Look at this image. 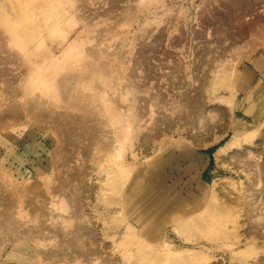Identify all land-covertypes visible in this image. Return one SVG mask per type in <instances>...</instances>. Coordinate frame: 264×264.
Segmentation results:
<instances>
[{"label": "bare ground", "instance_id": "obj_1", "mask_svg": "<svg viewBox=\"0 0 264 264\" xmlns=\"http://www.w3.org/2000/svg\"><path fill=\"white\" fill-rule=\"evenodd\" d=\"M95 1L0 0V133L24 129L14 146L34 155L36 173L50 172L42 182L17 183L13 175L21 173L1 158L0 247L12 244V251L0 255V264H264V83L245 86L236 68L241 61L257 66L247 49L253 42L225 50L227 41L242 39L240 16L260 0H200L207 8L191 39L208 35L225 56L209 60L210 79L199 77L197 64L194 77L189 68L184 78L180 61L158 50L165 39L172 50L186 45L178 15L165 22L177 34L157 31L152 42H139L125 68L123 42L113 49L106 42L141 16H154L161 0H138L120 14V0H98L106 8L87 14ZM145 33L134 40L144 42ZM37 85L42 89L32 92ZM204 95L215 103L207 106ZM239 105H248L242 114L249 123L233 122ZM232 125L231 139L213 158L218 167L243 169L247 186L231 184L233 196L202 182L205 149ZM170 160L177 167L168 173ZM145 175L153 179L150 195L140 183ZM125 205L134 224L114 232L126 219ZM91 211L103 222L100 231L91 226Z\"/></svg>", "mask_w": 264, "mask_h": 264}, {"label": "rangeland", "instance_id": "obj_2", "mask_svg": "<svg viewBox=\"0 0 264 264\" xmlns=\"http://www.w3.org/2000/svg\"><path fill=\"white\" fill-rule=\"evenodd\" d=\"M191 1L192 0H161V2L155 6L156 7L155 11H157V13L154 14V16L153 15L143 16V17L141 16L136 22L132 23L131 26H125V27L120 28V32H119L120 34L117 37H114L112 39L109 38V40L106 43L109 46H111V49H113V47L116 44H118L119 42L122 41L123 43H122V47H121L120 52L124 54V63L123 64H124L125 68L130 67L131 63H132V59H133L132 57H134L133 54L135 53L136 48H138L139 42L140 43H146V44L152 42V39H153L152 35H154V33H156L157 31H162L164 34L167 33V35L165 34L166 38L171 37V36L173 37L175 34H177V32L174 31V32H172V34H169V31L172 29H170V23H165V22L167 20H169L168 19L169 17H175L177 15L179 16V18L180 17L183 18L185 15L183 16L182 13L184 14L186 12L189 20L187 22L183 23L182 18H180L181 19L180 22L177 23V27L179 28V26H181V28H182L181 32H183V35L187 37L188 41L187 40L184 41V44L186 43V45L183 46V48L180 50H172L169 47H167L168 41L165 39V41L159 46L158 50L162 51V52L163 51L166 52V50H167V52H169L170 55L172 56V57H169V58H171L170 60L173 59V61H175V62L180 61L179 63L182 64V66L184 67L183 68L184 70L181 69L182 75L184 78L188 77L189 68H190V73L193 76L195 65L197 64L196 68L199 70V77H201L203 75V77H205L206 79H210L211 74L207 70V65H208V67H211L209 60L217 59L219 57H221V60H223V57H225V56H223L224 53H221L220 50H218L219 48H217V45L214 43V40L212 38H209L208 35H205V38H204L205 42H208V43H205V42L201 43L204 41L203 39L197 40V41L196 40L193 41L191 39V36H190L191 31L193 29H197V26L195 25L196 18L201 16L202 13L207 8L206 4L202 7V5L200 4V0H194L192 3H191ZM201 1H203V0H201ZM98 2L99 1L96 0L95 2H93L92 5H89L90 11H88L87 14H89V12L94 13L95 11H98L101 7L106 8V6H103L102 3H100V5H99ZM137 3H138V0H122V1L120 0L119 5H118L119 8H118L117 14H120L121 12H124L127 9H132V7H135V5ZM197 5H198V7L196 8ZM102 8H101V10H102ZM91 15L93 17V14H91ZM91 15H90V17H91ZM118 16L120 17V15H118ZM112 21L113 20L111 18H109L105 22V24H101L96 29H100L102 27H107V24L112 23ZM154 21H155V23H153ZM168 22H170V21H168ZM240 22L242 25H244V24L246 25L243 29L244 35H243L242 39L240 41H237V42H234L231 44H229L230 40L227 42L225 41L226 42L225 43L226 44L225 50L228 51L229 48H235V50H237L239 47H242L243 45H247V44L250 45V43L253 42L254 48L250 47L247 49H249V58L252 61H254V63H256L257 66L255 67L249 62L241 61V63H239L236 68H237L238 72L240 71V73L242 75L241 80L245 86L248 84L251 85V84L255 83L256 81H259V79L261 81H263V83H264V77L261 75L262 73H264V0H260L256 4H253L248 12H246L245 14H242L240 16ZM141 30H145L147 32L145 34L149 35V36L147 35V37L145 34H144L145 36L143 35V37H146L144 42H143V40H141V41L134 40L135 35L139 34ZM209 39H211V40H209ZM209 43H211V45ZM153 44H154V41H153ZM228 44H229V46H227ZM205 45H206V47H205ZM203 46L206 48L205 51L207 49H209V50H213V52L211 54L208 53L207 55L204 56V54H206V53L203 50L204 49ZM207 47H209V48H207ZM247 49L245 48V51H247ZM200 50H201L200 54L201 55L203 54V57H201V55H199L200 57L198 56V53ZM219 54H222V55L219 56ZM228 58L229 57H227L226 61L228 60ZM198 61H199V63H198ZM226 61H225V63H226ZM151 62L154 65L157 63L156 61L154 62L151 60L150 64H151ZM214 62L215 61H213L212 66L216 65V62L215 63ZM170 63H171V61H170ZM170 63H168V65H167L169 70H171V68H169ZM152 64L150 66H152ZM154 65H153V67L156 68ZM251 65H252V67H251ZM148 66H149V64H148ZM171 66H172V63H171ZM167 67L164 68V71L167 70ZM142 68H140V69H142ZM12 69H13V67L12 68L9 67V70L12 72L10 76H14L13 78H15L16 74H15V71ZM142 70H138V71L141 72ZM169 70H167V71H169ZM10 71H9V73H10ZM12 74H15V75H12ZM185 80H186L185 82H186L187 94H189V95L193 94L190 91L193 88L192 81L190 79H188V80L185 79ZM245 86H243L239 90L237 103L240 102V99L242 98V96L244 94V91H245L244 87ZM40 87L41 86H38V85L34 86L32 88V92H38L39 91L38 89H40V90L42 89ZM222 95L223 94H221L220 96H222ZM224 96H227V94H224ZM203 99H204L205 103L207 104V106L209 104L215 103L214 100H211V103H208L207 102L208 97L206 95L203 96ZM247 106L248 105H239V107L234 110V112L232 114L233 122L234 121H244L247 123L250 122L249 119L244 117V115L242 114L243 109H246ZM222 108H223V110L225 109L224 107H222ZM224 111L226 112V110H224ZM228 117L229 116L227 115L226 118L228 119ZM263 117H264V109H262V112H261L260 117H259L262 122L264 120ZM227 119H225L223 121H227ZM222 122H220V123H222ZM233 128H234V126L232 125L231 128H229L227 130V132L224 133L223 137L217 143L210 146L208 149H205L204 153H206L209 156V163H208L207 167L204 169V173L202 175V182L204 183V186L207 185L209 187L211 185V183L212 184L217 183V185L224 187L226 190H228L230 192H233V190L230 188V185L233 183L239 184L241 182L244 184V186H247V182H246V179L244 178V174L242 175L243 169L241 167L238 168L237 164L233 167V165L231 163H229V164L227 163L226 166H222V167L219 166L218 167L215 164V161L213 158V153L215 152V150L219 146L224 145L226 142H228L231 139V136L234 133ZM20 130H24V129H22V128L15 129V130H12L13 132H11V130H9V131L7 130L5 132L0 133V160L2 157L6 158V161L4 162V164L6 165V168L7 169L11 168V171H13V172L18 170L21 173L20 176L13 175V176H15V178H17V183H25L27 181H29V183H30V182H33L36 180L39 182H42L40 177L44 180H47L49 173H50L49 171H46V170H43V168H40L39 171H41V172L36 173L37 165L35 163L34 155L33 154H23L24 151H23L22 147L19 148V147L14 146L13 142H16L14 140V137L18 136L21 133ZM213 130H214V135H219V134H217L218 132L216 133V131H218L217 129L214 128ZM212 133H211V135H212ZM25 141H27V139ZM206 141H210V139H206ZM242 145H244V144H242ZM28 148H30V147H28ZM33 149H34V147H32V150ZM4 151L7 152L5 156L3 155ZM34 151H35V149H34ZM150 151L152 152L153 149ZM150 151L148 153H150ZM152 153H150V155H152ZM125 155L127 156V153ZM20 157H22V158H20ZM128 162H130V160H128ZM156 164H157V162L153 165V167H155ZM175 165L177 167V164H175L173 162V160L172 161L170 160L168 165L166 166L167 172L170 173L169 171L171 170V167H175ZM139 168H141V167H139ZM234 170H237V171L240 170V171H238V173H240V174L239 175L236 174L234 172ZM131 171L133 174H135V178H137L136 173L138 171V167H136L135 169H133ZM167 172L165 173V175L168 174ZM14 174H16V173H14ZM147 175L144 176L143 180L140 183H143L142 185L144 187L147 186L146 193H148L150 195L151 191L149 190L148 187H149L150 183L153 181V179L151 178V175L148 176V178H147ZM173 175L175 176L176 174L172 173L171 177H173ZM175 178H177V177H175ZM186 180H187V178L184 179V181H186ZM129 181L130 180H128L126 182V184H128ZM192 187H194V185ZM191 189L193 191H195L194 188H191ZM235 194H236V192H235ZM235 194H234V192L231 193L232 196ZM198 197L195 198V200L198 199ZM127 207H129V206L125 205V207H124V208H126V210L124 211V214L126 215V219L122 223H116L115 224V226H117L119 228H114L113 229L114 232L119 229V230H122L121 233H124L125 228H126L128 223L134 224V222H132L134 219L133 213ZM138 210L141 211V209H139V208H138ZM89 216L91 219L90 220L91 226L95 227L96 230L100 231V229L103 228V226H102L103 222L99 221L97 219L98 218L97 213H94L93 211H91L89 213ZM240 224L241 225L245 224V222L241 220ZM8 248L9 249L5 248L4 245L2 247H0V255L2 257H4L3 256L4 254H8L12 251V249H11L12 244ZM118 248L119 247L115 248V251H117V252H115L113 254V255H116V257L119 256V255H117L118 251L122 250L121 247L119 249ZM110 249H112V248H107V250H106L107 255H109L111 253ZM15 263L16 262H11V263L6 262L5 264H15ZM119 264H126V263L120 262Z\"/></svg>", "mask_w": 264, "mask_h": 264}]
</instances>
